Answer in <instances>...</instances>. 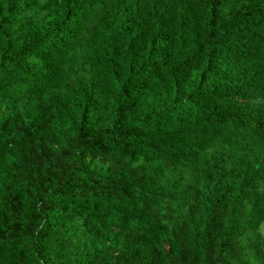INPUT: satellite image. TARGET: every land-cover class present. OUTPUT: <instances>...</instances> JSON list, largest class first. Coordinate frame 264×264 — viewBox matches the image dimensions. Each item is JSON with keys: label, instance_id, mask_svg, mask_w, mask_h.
<instances>
[{"label": "trees", "instance_id": "16d2710c", "mask_svg": "<svg viewBox=\"0 0 264 264\" xmlns=\"http://www.w3.org/2000/svg\"><path fill=\"white\" fill-rule=\"evenodd\" d=\"M264 0H0V264H264Z\"/></svg>", "mask_w": 264, "mask_h": 264}, {"label": "rangeland", "instance_id": "374dc122", "mask_svg": "<svg viewBox=\"0 0 264 264\" xmlns=\"http://www.w3.org/2000/svg\"><path fill=\"white\" fill-rule=\"evenodd\" d=\"M260 231L264 234V224L261 225Z\"/></svg>", "mask_w": 264, "mask_h": 264}]
</instances>
